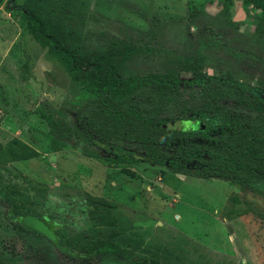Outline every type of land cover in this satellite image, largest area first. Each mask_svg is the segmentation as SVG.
Listing matches in <instances>:
<instances>
[{
	"label": "rangeland",
	"instance_id": "1",
	"mask_svg": "<svg viewBox=\"0 0 264 264\" xmlns=\"http://www.w3.org/2000/svg\"><path fill=\"white\" fill-rule=\"evenodd\" d=\"M15 2L43 26L57 23L65 41L79 53L105 47L110 35L137 46L138 51L124 61L123 74L170 71L188 79L181 64L185 56L198 52L202 71H228L250 84L257 76L264 79V34L254 30L256 10L243 7L241 0H229L223 12L221 0ZM2 3L0 141L16 137L37 154L0 163V192L21 211L38 213L59 227L65 236L87 233L85 195L112 200L121 228L116 241L133 256H151L159 264H264V195L225 179L172 173L165 165L142 159L132 142L117 140L132 155L113 163L104 159L113 154L81 136L65 142L49 135L34 110L37 104L47 105L73 127L75 114L85 112L91 95L23 30L19 9L7 10ZM239 50L257 58L240 56ZM198 101L195 88H182L176 102L165 106L161 127L194 128L196 120L182 119L188 113L180 108ZM6 210L0 200L3 259L66 264L46 237L16 227Z\"/></svg>",
	"mask_w": 264,
	"mask_h": 264
},
{
	"label": "trees",
	"instance_id": "2",
	"mask_svg": "<svg viewBox=\"0 0 264 264\" xmlns=\"http://www.w3.org/2000/svg\"><path fill=\"white\" fill-rule=\"evenodd\" d=\"M1 2L7 10L19 9L23 30L60 63L71 80L91 95L85 112L75 114L73 127L57 118L47 105L37 104L34 110L43 119L49 135L65 142L73 135L81 136L113 154L104 156L113 163L132 155L117 140L132 142L140 149L142 159L165 165L172 173L225 179L264 195L263 78L257 76L255 83L250 84L234 78L228 71L224 74L202 71L198 52L185 56L181 64L182 70L189 74L188 79L170 71L123 74L124 61L138 51L137 46L110 35L105 47L79 53L65 41L57 23L43 26L15 0ZM221 2L219 12H223L229 0ZM241 3L256 10L254 30L262 36L264 0H241ZM237 54L257 58L250 51L239 50ZM184 87L195 88L199 101L191 107L182 105L180 111L188 115L181 118L194 119L203 128L196 125L188 130L162 128L165 106L175 103ZM36 154L34 148L16 137L6 143L0 141V163ZM0 193V200L6 203L5 215L11 223L46 237L66 264H112L107 263L109 259L124 260L126 264H159L151 256H133L126 246L116 241L121 228L116 213L118 206L112 200L85 195L87 233L65 236L59 227L49 224L38 213L21 211L4 191ZM0 264L19 263L0 255Z\"/></svg>",
	"mask_w": 264,
	"mask_h": 264
},
{
	"label": "water",
	"instance_id": "3",
	"mask_svg": "<svg viewBox=\"0 0 264 264\" xmlns=\"http://www.w3.org/2000/svg\"><path fill=\"white\" fill-rule=\"evenodd\" d=\"M196 126H197L198 128H200V129L203 128L199 123H197Z\"/></svg>",
	"mask_w": 264,
	"mask_h": 264
}]
</instances>
